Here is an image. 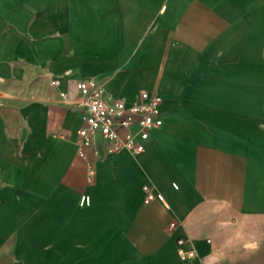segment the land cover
<instances>
[{
	"label": "crops",
	"instance_id": "obj_1",
	"mask_svg": "<svg viewBox=\"0 0 264 264\" xmlns=\"http://www.w3.org/2000/svg\"><path fill=\"white\" fill-rule=\"evenodd\" d=\"M82 79L127 103L163 94L143 152L97 136L78 154ZM0 249L12 264H264V0H0Z\"/></svg>",
	"mask_w": 264,
	"mask_h": 264
},
{
	"label": "built area",
	"instance_id": "obj_2",
	"mask_svg": "<svg viewBox=\"0 0 264 264\" xmlns=\"http://www.w3.org/2000/svg\"><path fill=\"white\" fill-rule=\"evenodd\" d=\"M53 83H59L58 79ZM79 96L76 105L83 111L85 124L77 130L78 154L86 157V150L93 146L97 136L108 142L109 152L127 150L139 154L146 149L151 131L163 124L162 104L164 96L159 90L143 89L138 100L127 103L124 99L108 92L93 79L78 82ZM63 96L67 94L62 93ZM144 202L151 203L159 194L154 184L144 183ZM176 226L172 221L170 228ZM179 239V244L183 243ZM181 258L193 257L194 249L178 247Z\"/></svg>",
	"mask_w": 264,
	"mask_h": 264
},
{
	"label": "rangeland",
	"instance_id": "obj_3",
	"mask_svg": "<svg viewBox=\"0 0 264 264\" xmlns=\"http://www.w3.org/2000/svg\"><path fill=\"white\" fill-rule=\"evenodd\" d=\"M14 10L15 9H13V11ZM33 79H35L34 75H33ZM16 91H18V89ZM0 264H12L11 263V259H10V255H9V252L8 251H5L3 249H0Z\"/></svg>",
	"mask_w": 264,
	"mask_h": 264
}]
</instances>
